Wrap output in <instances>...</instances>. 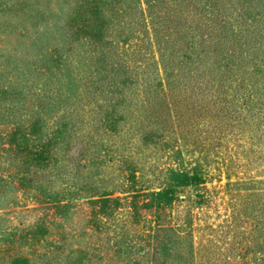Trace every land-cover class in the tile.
Segmentation results:
<instances>
[{
	"label": "rangeland",
	"instance_id": "obj_1",
	"mask_svg": "<svg viewBox=\"0 0 264 264\" xmlns=\"http://www.w3.org/2000/svg\"><path fill=\"white\" fill-rule=\"evenodd\" d=\"M71 1L0 0V264L25 255L26 242L35 248L30 264H254L264 173L245 147L228 155L175 128L145 137L144 110L129 106L113 131L98 116L81 139L69 138L66 108L69 124L56 125L41 164L2 150L3 135L28 113V94L46 83L30 60L51 63V48L71 39ZM39 134L26 135L27 147L42 143ZM81 144L86 150L72 153ZM101 197L115 199L112 211L91 216Z\"/></svg>",
	"mask_w": 264,
	"mask_h": 264
},
{
	"label": "trees",
	"instance_id": "obj_2",
	"mask_svg": "<svg viewBox=\"0 0 264 264\" xmlns=\"http://www.w3.org/2000/svg\"><path fill=\"white\" fill-rule=\"evenodd\" d=\"M71 3L64 23L71 39L62 41L67 44L63 50L51 48V63L30 60L37 74L45 70L46 83L34 85L36 91L28 94L30 102L23 109L28 113L3 135L8 146L2 150L20 155L24 164L28 159L38 165L48 158L56 125L69 124L63 122L66 111L73 114L69 138L81 139L91 135L94 118L107 121L113 131L128 117L123 110L134 106L144 110L138 115L150 126L143 136L158 137V131L175 128L213 140L228 155L232 147H245L246 155H257L258 172L264 173V0ZM53 65L56 70L50 69ZM47 92L52 103L44 109ZM42 128L46 131L39 134ZM31 133L42 142L36 148L25 144ZM71 147L72 153L85 149L82 144ZM229 162L228 170L235 160L229 157ZM258 183L263 185L264 179ZM259 195L255 228L260 249L254 264H264V187ZM94 203L90 215L95 217L110 214L116 201L101 197ZM24 244L25 255L9 254L3 264H30L35 248Z\"/></svg>",
	"mask_w": 264,
	"mask_h": 264
}]
</instances>
